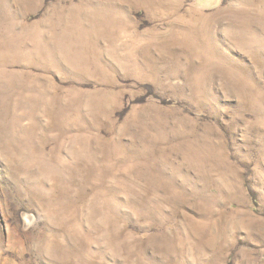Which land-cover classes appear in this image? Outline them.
Returning a JSON list of instances; mask_svg holds the SVG:
<instances>
[{"label":"rangeland","instance_id":"1","mask_svg":"<svg viewBox=\"0 0 264 264\" xmlns=\"http://www.w3.org/2000/svg\"><path fill=\"white\" fill-rule=\"evenodd\" d=\"M0 264H264V0H0Z\"/></svg>","mask_w":264,"mask_h":264}]
</instances>
